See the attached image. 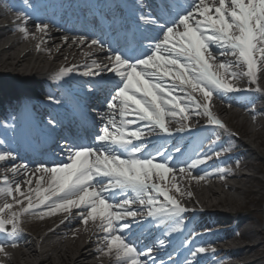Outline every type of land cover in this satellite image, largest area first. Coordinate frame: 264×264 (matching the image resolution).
<instances>
[{
    "label": "snow or ice",
    "instance_id": "1",
    "mask_svg": "<svg viewBox=\"0 0 264 264\" xmlns=\"http://www.w3.org/2000/svg\"><path fill=\"white\" fill-rule=\"evenodd\" d=\"M144 22L155 23L151 19ZM16 31L27 38L24 27ZM35 31L43 33L46 26L37 24ZM161 40L145 58L136 61L121 54L107 56V71L117 78V83L106 105L111 115L97 143L109 146L111 151L109 147L69 150L68 163L35 169V187L31 191L27 186L22 191L20 183L13 186L0 179V197L6 198L0 204V234L16 236L29 215L43 219L80 210V224L91 223L105 235L104 247L99 249L102 255L111 254L119 264H142L139 257H152V251L140 252L119 235L132 227L123 221L141 214L128 209L139 204L157 221L180 217L187 209L170 192L180 195L181 188L172 182L166 191L162 185L169 182V177L176 181L173 173L177 171L181 177L187 175L197 183L203 181L205 177H194L192 170L209 161L195 159L177 169L170 160L146 154L144 141L153 135H175L170 122L177 123L181 131H191L183 122H191L193 110L202 112L215 127L226 129L210 110L212 97L217 92H252V88L239 86L244 78L256 85V92L261 91L258 76L264 71V0H193L189 10L165 28ZM89 46L100 47L96 40L90 41ZM217 54L235 59L225 63L217 59ZM87 67L88 71L80 75L102 74L93 71L101 69L99 64ZM71 71L61 69L56 79H63ZM9 159L15 157L0 153V162ZM226 171L220 169L221 173ZM24 176L28 177L27 171ZM32 183V179L25 181L26 185ZM114 192L132 198L124 203L109 202L106 197ZM160 197L167 204L161 206ZM197 251L208 252L204 248ZM4 252L5 247L0 244V254Z\"/></svg>",
    "mask_w": 264,
    "mask_h": 264
},
{
    "label": "bare ground",
    "instance_id": "2",
    "mask_svg": "<svg viewBox=\"0 0 264 264\" xmlns=\"http://www.w3.org/2000/svg\"><path fill=\"white\" fill-rule=\"evenodd\" d=\"M50 1V0H47ZM56 2V0H52ZM96 5L97 4H110L112 0H91ZM147 1V0H146ZM86 7H89V0H81V3ZM103 2V3H102ZM71 3L70 0H59L60 11L62 12L64 8L68 7ZM193 0H186V8L182 10L179 14L187 12L192 6ZM35 8V9H34ZM45 7H43L42 0H5L0 1V102L4 98L5 104L0 103V116L6 123L15 124L14 109L18 106V102L12 105L10 99L17 98L18 91L17 85L22 86V91L30 93L31 97H37L40 95L43 88V80L47 77H57V74L61 69H72V71L64 77L62 80H67V78L73 72L88 71L89 64H99L101 69L93 71H100L103 73L107 72L108 60L107 56L111 54L100 49V47L89 46L90 41L98 38L97 33L94 32L92 35H82L80 32L76 35H71L65 33L63 28L55 27L53 21L44 12ZM133 14L140 12L135 4L132 7ZM39 12V14L36 13ZM58 12V11H57ZM60 13V12H58ZM170 18V17H169ZM168 18V19H169ZM167 21V27L172 26L177 18H173ZM46 26V31L43 33H37L35 31V25ZM119 29V23L117 21L114 23ZM18 27H24L27 32V38L16 31ZM182 30V29H181ZM180 31V30H178ZM164 31L159 34V38L154 40L153 44L143 52L139 53V59L145 58L147 53L156 44L162 42L161 37ZM83 39L84 43L81 44L80 40ZM101 46V43L98 42ZM39 46V51L37 50ZM213 51H216L213 49ZM137 59V60H139ZM217 59L225 63L232 62L235 58L232 57H222L217 54ZM26 79V82H21L19 80ZM260 92H256V85L250 84L247 78L241 80L239 86L242 88H252V92H240V96H244L242 99L233 97L225 93L217 92L210 101V110L212 114L217 119H222L223 117H228L230 115L246 116L247 118H252L253 116H263L264 115V71H260L258 76ZM16 82H20L16 85ZM30 84H29V83ZM75 86V82L71 83ZM32 85V86H31ZM33 85L37 87L36 92H32ZM41 86V87H40ZM46 91V90H45ZM114 93H110L108 96L107 103L105 107L99 113V121L96 123H91V128L88 129L87 133L88 143L91 144L96 137L101 135V129L107 126V119L111 115L110 110L107 109L106 105L111 101ZM238 96V97H240ZM183 99H186L183 98ZM198 99H202L198 97ZM94 100H98V97H94ZM203 102V101H202ZM208 103V102H204ZM7 106V108H6ZM240 108V111H234L232 109ZM8 110V111H7ZM195 113V114H194ZM203 116V113H197L195 110L190 111L192 119H196V115ZM104 117L101 119V117ZM117 119H119V114H117ZM224 119V118H223ZM19 120V119H18ZM18 122V121H17ZM201 122V121H197ZM175 122H170L169 126L173 127ZM10 131L11 129H7ZM151 131V129H148ZM12 133V130H11ZM92 134V135H90ZM14 135L17 132L14 130ZM64 135H62L63 137ZM18 138V136H17ZM212 139H209V142ZM97 147L93 149H103L109 147L107 145L96 144ZM167 145L161 147L165 148ZM233 147L231 143H225L223 145H217L214 143L209 145L206 149L202 148V158L208 159V164L203 167H197L192 170V175L196 177L204 176L205 179L199 183L192 180V192L180 193L177 195L173 193L174 199H176L182 207L187 205L188 201L192 202L193 205L197 206L195 208L201 211L199 202L196 199L193 200V192L200 193V201H203L204 206L208 208H216L218 206L228 205L229 203H234V199L225 197L220 199L219 202L214 204L212 201L214 198L220 196L219 191L216 189V184H210V180L216 179L221 188L222 194L227 192H238L243 188L230 184L231 180H237L242 182L247 175H236L233 173L234 166L236 165L239 169L250 168L253 163L250 159L255 155L254 151L251 149L249 143H242L238 147H234L236 153L234 155H226L229 147ZM177 147H182L180 143H176L175 150ZM5 147L0 144V152H3ZM112 149L109 147V151ZM218 153H223V155L218 156ZM151 155V153H149ZM68 156V155H67ZM67 156L61 161H54L49 166H31L27 168H20L18 161L6 160L0 162V179H6L9 185H15L20 183L21 190L27 186L31 191L35 187L34 172L37 167H54L62 166L68 163ZM171 156L170 151L166 152V155L161 158V160L168 159ZM215 157V158H214ZM184 161H175V167L184 165ZM237 163V164H236ZM219 168V169H218ZM227 169L226 172L221 173L220 169ZM14 169V171H9ZM218 169V170H217ZM27 171L28 177L24 176V172ZM173 175L177 177L175 181L178 184H183V181L188 178L187 175L181 177L180 173L174 172ZM170 178V177H169ZM26 179H32L33 183L31 185H26ZM159 183V182H158ZM201 185L207 188V193L203 192ZM154 194V193H153ZM107 200L109 202L124 203L126 199L132 198L131 195L125 197L118 192L109 193L107 195ZM161 201V206L167 204V201L162 197L158 198ZM6 202L5 197H0V204ZM11 203V201H7ZM23 207V205H22ZM17 209H14V211ZM46 210L37 209L36 211ZM129 211H138L146 216H138L136 219H127L122 223L124 225H131L126 231L119 233L125 238V241L134 246L138 251L145 252L147 246H154L158 242H163L165 245L170 244L171 240L164 238L162 233L159 232V225L157 222L153 221L150 223L149 211L148 209L140 206L134 205ZM80 210H73L72 214L67 213L57 214L54 216H46L43 219L37 218L34 215L26 216L21 224V231L13 238L9 239L6 237H0V244L4 247H8V251L0 254L1 264H96L91 260L100 254L99 249L104 247L105 235L102 231H98L91 223L87 225H81L79 214ZM204 216V221L200 223H195V225L201 227V231L206 228H210L214 225L215 228H220L222 226V221L225 220L220 214H210L207 212L201 213ZM190 211L186 212L184 218H188ZM233 217L230 218V220ZM50 221H60V224L56 227L50 226ZM245 219H240L238 222V230L243 228L245 224ZM185 222V220H183ZM26 226L29 231L25 232L23 227ZM53 227V228H52ZM44 232H41L43 231ZM192 225L188 228L186 236L183 240L188 241L193 235ZM259 236L257 241H254V237ZM263 232L257 229H244L241 236L233 238V245L236 243L248 242L245 246L238 247L237 249H231L230 251H219V252H207V254L199 253L197 250L208 246V239L205 235H200L195 238L192 243V247L188 253H196L193 258L200 260L199 264H237L232 260H239V264H243V260L251 255L252 252L257 251L259 248L264 247ZM51 241V242H50ZM141 241H146L145 245L141 244V247H137L136 244ZM255 242V243H249ZM12 243L17 245L16 248L11 246ZM45 245V247H43ZM43 249V250H42ZM160 257H153L150 261H147L145 256L139 257L142 264H158L161 259ZM242 261V262H240ZM118 261H113L108 264H117ZM256 261H252L250 264H254ZM97 264H101L97 262ZM246 264V263H244Z\"/></svg>",
    "mask_w": 264,
    "mask_h": 264
},
{
    "label": "rangeland",
    "instance_id": "3",
    "mask_svg": "<svg viewBox=\"0 0 264 264\" xmlns=\"http://www.w3.org/2000/svg\"><path fill=\"white\" fill-rule=\"evenodd\" d=\"M1 2H4L5 0H0ZM234 111H238L236 109H232ZM195 114V113H194ZM196 119H192L191 122H183V123H189L194 124L197 121H207V116L203 115L202 117L200 115L195 116ZM255 117V119H253ZM252 118H247L246 116H238V115H230L228 117H223L221 121H223L224 125L226 126V129H220L214 133L213 136V142L217 143V145H223L225 143H231L233 147H229L232 149H235L234 147L240 146L242 143L246 142L251 145V149L254 151V156L252 157L251 162L253 165L248 168L246 171L247 174H252L253 177L247 176L244 178L242 182H239L237 180H231L230 184L242 187L243 189L238 192H227L225 191L222 194V188L221 186L216 183L217 180H209L210 184H216V189L219 191L220 196L212 201L214 204L220 201V199H224L225 197H229L233 200V204L229 203L228 205L224 206H218L216 207V210L219 212H227L231 215L240 213V219H245V224L243 228H240V230H235L231 233V236H241L244 229H257L259 231L263 232V241H264V115L263 116H253ZM220 119V118H219ZM174 126H178L177 123L174 124ZM179 127V126H178ZM233 129L239 135H241V140L236 139L234 137L229 136L228 130ZM232 150H229L227 148L226 155H231ZM220 156V155H218ZM215 158V157H214ZM208 164V163H207ZM207 164L200 165L199 167H203ZM237 164V163H236ZM237 168V166H234ZM219 169V168H218ZM217 169V170H218ZM236 175L239 173L237 171L234 172ZM195 177V176H194ZM175 182L171 181V178H169V182L162 185V187L167 191L169 188V184ZM192 179L189 177L186 178V180L183 181V184H178L181 188V193H189L192 192ZM176 183V182H175ZM201 188L203 192L207 193V188L204 185H201ZM171 195L175 192H170ZM193 200L196 199L198 201L199 205L203 204V201H200L201 198H199L200 193H192ZM194 204V203H193ZM192 202L188 201L187 206L189 207H197L193 205ZM232 217V216H230ZM227 218L228 220L230 219ZM225 220L224 222H228V220ZM60 224V221H50V226L56 227ZM52 227V228H53ZM239 228V227H238ZM23 230L25 232L29 231L27 227H23ZM41 232H44L41 231ZM10 239L12 237H9ZM259 239V236L254 237V241ZM255 241V242H256ZM51 242V241H50ZM255 242H249V243H255ZM248 242H239L236 244V248H238L241 245H246ZM45 247V245L43 246ZM102 249V248H101ZM43 250V249H42ZM256 261L254 264H264V247L259 248L257 251L252 252L251 255L243 260V263H250L252 261ZM92 262L96 263L100 262L101 264H108L110 262H113L114 259L112 257H106L104 255L100 254L95 256L92 260Z\"/></svg>",
    "mask_w": 264,
    "mask_h": 264
}]
</instances>
